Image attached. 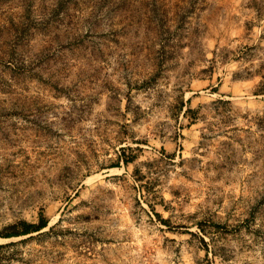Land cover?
<instances>
[{"label":"rangeland","instance_id":"obj_1","mask_svg":"<svg viewBox=\"0 0 264 264\" xmlns=\"http://www.w3.org/2000/svg\"><path fill=\"white\" fill-rule=\"evenodd\" d=\"M41 214L0 264H264V0H0V234Z\"/></svg>","mask_w":264,"mask_h":264},{"label":"trees","instance_id":"obj_2","mask_svg":"<svg viewBox=\"0 0 264 264\" xmlns=\"http://www.w3.org/2000/svg\"><path fill=\"white\" fill-rule=\"evenodd\" d=\"M49 225V220L47 217H45L43 214H41L39 222L37 223H28V222H22V230L19 232H13L10 234H0L2 237H12V236H18V235H27L33 232H39L46 228ZM17 225H14L13 227L16 228Z\"/></svg>","mask_w":264,"mask_h":264}]
</instances>
